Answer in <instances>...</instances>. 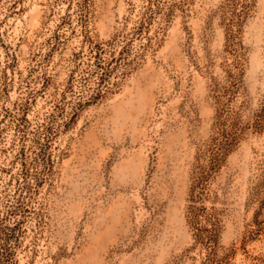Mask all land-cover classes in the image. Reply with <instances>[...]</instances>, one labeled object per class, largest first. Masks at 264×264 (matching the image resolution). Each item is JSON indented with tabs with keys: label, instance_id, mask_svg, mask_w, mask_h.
I'll use <instances>...</instances> for the list:
<instances>
[{
	"label": "rangeland",
	"instance_id": "rangeland-1",
	"mask_svg": "<svg viewBox=\"0 0 264 264\" xmlns=\"http://www.w3.org/2000/svg\"><path fill=\"white\" fill-rule=\"evenodd\" d=\"M226 1L0 0V209L24 182L37 128L51 133L23 191L16 264L199 263L186 209L214 133L212 86L231 61ZM248 1L244 89L231 101L247 100L243 119L264 95V0ZM263 167L264 130L248 129L203 201L220 210L231 264H264L248 200Z\"/></svg>",
	"mask_w": 264,
	"mask_h": 264
},
{
	"label": "trees",
	"instance_id": "trees-1",
	"mask_svg": "<svg viewBox=\"0 0 264 264\" xmlns=\"http://www.w3.org/2000/svg\"><path fill=\"white\" fill-rule=\"evenodd\" d=\"M250 3L248 0H227L222 5L223 20L226 27L225 50L231 55L228 62L225 82H214L212 86L213 97L216 101V114L214 121V133L210 139L200 148L196 154V159L192 167L191 183L186 218L193 231L194 245L202 250V256L197 264H231L236 247H224L220 244V234L222 230L220 210L211 206L207 208L203 201L210 197L208 189L211 180L215 177L226 158L239 144L241 138L248 129L261 132L264 130V95L259 100L258 105L251 110L247 119L242 118V112L247 107V100L234 108L231 105L232 99L243 91V72H244V51L240 43V31L244 17L248 14ZM142 19L137 28H142ZM141 30V29H140ZM46 139L41 140V129L37 128L33 138L34 156L30 164H23V179L21 184L17 183V196L9 202L8 198L3 202V209H0V264H16L14 261L15 241L21 231L23 217L18 214L25 212L23 206V191H29L31 184L29 177L34 180L39 179L37 167L45 166L47 163L46 150L49 135V126L44 127ZM36 170L31 172V168ZM215 197L217 194H214ZM249 202H257L259 210L254 212V224L256 230L264 228V218H260L261 209L264 205V167L258 180L252 186Z\"/></svg>",
	"mask_w": 264,
	"mask_h": 264
}]
</instances>
